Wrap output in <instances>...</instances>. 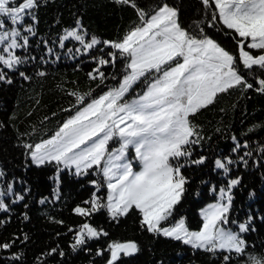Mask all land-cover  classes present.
I'll use <instances>...</instances> for the list:
<instances>
[{
    "label": "trees",
    "instance_id": "16d2710c",
    "mask_svg": "<svg viewBox=\"0 0 264 264\" xmlns=\"http://www.w3.org/2000/svg\"><path fill=\"white\" fill-rule=\"evenodd\" d=\"M136 3L149 13L167 3L178 10L182 27L195 35L199 33V22L207 36L238 57L234 30H227L220 23L209 27L212 10H206L201 0H136ZM33 11L35 21L26 17L23 24L31 25L35 35L21 27L22 35L28 36V44L13 50L22 63L14 69L0 64V70L12 81L10 84L0 81V171L5 173L0 177V186L5 192L9 184L13 189L2 197L8 210H0V245L8 243L11 247L0 248V264H108L111 256L108 246L114 241H133L139 248L132 256L121 255L116 264H245L246 256L226 251L213 255L149 233L141 225V213L135 209L115 220L106 208L91 215H79L74 209L91 210V203L85 202L92 200L94 192L101 203H106L101 175L89 170L88 174L77 176L64 169L57 180L54 163L37 166L30 161V150L25 145L48 138L82 107L76 103L77 96L70 93L84 95L87 103L117 86L125 73L126 61L118 56L114 64L99 65V59H111L107 54L117 51L103 41L119 42L140 23L136 10L116 0H39ZM4 19V29L16 27ZM77 21L82 34L86 33V42L95 36L101 43L85 50L84 45L69 38L61 47V37L66 30L75 28ZM3 47L0 45V49ZM250 51L258 56L262 50ZM97 68L104 73L103 81L94 71ZM89 73L96 78L92 79ZM240 74L254 85L252 89L237 87L218 94L213 104L190 116L199 133L193 139L199 142L190 147V157L181 158L185 165L181 174L187 180L185 193L174 216L162 226L183 217L190 230L199 229L202 223L199 208L219 199V189L227 187L229 180L240 178L241 183L232 190L234 198L228 218L238 223L249 216L253 218L250 230L242 234L248 245L246 253L264 256V152L258 150L264 148V94L255 90L257 77L264 78V71L255 66L252 70L241 66ZM237 142L241 147L233 151ZM246 152L252 155L245 156ZM201 157L205 158L203 164L192 163ZM240 157L247 160V166ZM216 159L234 161L227 174L215 167ZM93 180L101 185L99 190L91 183ZM19 195L23 200H16ZM85 223L98 231L103 229L107 235L86 237L84 244L74 248L77 233ZM230 225L238 229L236 224ZM224 255H230L231 259L225 262Z\"/></svg>",
    "mask_w": 264,
    "mask_h": 264
},
{
    "label": "snow or ice",
    "instance_id": "6c2138e0",
    "mask_svg": "<svg viewBox=\"0 0 264 264\" xmlns=\"http://www.w3.org/2000/svg\"><path fill=\"white\" fill-rule=\"evenodd\" d=\"M116 2L131 6L140 21L121 41H103L117 51L107 54L111 59H99V65L114 64L118 56L126 61L120 83L87 103H84V95L70 93L77 96L76 103L82 107L50 138L35 145H25L30 150L32 162L37 166L54 163L57 180L64 169L74 168L77 176L86 175L89 170L102 175L108 191L107 202L101 203L94 192L92 200L85 202L91 203V210L74 209L79 215H91L106 208L115 220L135 209L141 213V225L149 233L181 241L213 255L217 251H226L246 256L245 264H264V256L246 253L248 245L242 234L250 230L253 218L249 216L245 222L239 223L230 222L228 218L234 198L232 190L241 183L240 178L229 180L227 187L219 189V200L201 210L202 226L199 230H190L183 217L162 226L174 216L185 193L187 180L181 174L185 166L181 158L190 157V147L199 142L193 139L199 133L190 116L213 104L218 94L237 87L252 89L254 85L240 74L241 66L246 70L255 66L264 71V0H201L206 10H212L209 27L220 23L227 30H234L238 57L207 36L199 22V33L195 35L182 27L178 10L167 3L158 5L149 13L138 7L136 0ZM38 3L39 0H21L18 4L16 0H0V45H4L0 49V64L8 69L22 63L13 50L28 44V36L22 35L21 27L35 35L33 27H24L23 22L26 17L35 21L33 10ZM4 18L16 27L3 30ZM85 35L77 21V26L66 30V35L61 37V47L69 38L80 42L85 50L101 43L95 36L86 42ZM250 50L262 51L253 56ZM94 71L103 81L104 73L99 68ZM20 75L28 79L23 72ZM89 76L96 78L92 73ZM0 81L12 82L3 70H0ZM257 83L255 90L264 94V78L257 77ZM140 84L144 86L142 92L127 100L126 96L134 86ZM112 144L118 146L111 147ZM240 147L237 142L233 151ZM243 147H248L247 142ZM258 150L264 152V148ZM251 155L252 152L245 153V156ZM204 160L201 157L192 163L203 164ZM240 160L247 166L244 157ZM134 162L139 163V171H134ZM233 163L231 159H216L215 167L227 174ZM4 175L0 171V177ZM91 183L99 190L101 185L97 181ZM12 191L11 184L6 192L0 191V210H8L2 197ZM23 198L19 195L16 200ZM229 223L236 224L238 231L228 227ZM100 235L106 236L107 233L85 223L78 231L73 247L84 244L86 237L91 239ZM9 247L8 243L0 245L4 249ZM108 248L111 253L108 264H116L121 255L132 256L139 251L133 241H114ZM230 259V255L223 256L225 262Z\"/></svg>",
    "mask_w": 264,
    "mask_h": 264
},
{
    "label": "rangeland",
    "instance_id": "374dc122",
    "mask_svg": "<svg viewBox=\"0 0 264 264\" xmlns=\"http://www.w3.org/2000/svg\"><path fill=\"white\" fill-rule=\"evenodd\" d=\"M18 1V0H17ZM16 1V3L18 4L19 2H21V1H19V2H17ZM3 30H6V29H3ZM120 81H121V79H120ZM120 83V82H119ZM118 83V84H119ZM118 84H117V86H118ZM143 85L142 84H140V85H137V86H134V89L132 90V92L130 93V94H128L127 96H126V99L127 100H131L132 98H134L138 93H140V92H142V90H143ZM109 90V89H108ZM107 90V91H108ZM106 91V92H107ZM105 93V92H104ZM75 114V112L72 114V115H74ZM71 115V116H72ZM69 118V117H68ZM67 118V119H68ZM66 119V120H67ZM59 129V128H58ZM57 129V130H58ZM56 130V131H57ZM55 131V132H56ZM54 132V133H55ZM53 133V134H54ZM52 134V135H53ZM51 135V136H52ZM51 136H49L48 138H50ZM48 138H46V139H48ZM41 142V141H40ZM39 143V142H38ZM118 145H116V144H112L111 145V147H117ZM133 155H134V153H133ZM29 158H30V161L32 162V160H31V157H30V152H29ZM33 163V162H32ZM34 164V163H33ZM134 171H139L140 170V165H139V163L138 162H134ZM62 167V166H61ZM69 170H71V171H73L74 173H75V170H74V168L73 169H69ZM101 175V174H100ZM101 177H102V175H101ZM102 179H103V177H102ZM103 182H104V188H105V193H106V202H107V195H108V191H107V186H106V182L104 181V179H103ZM0 191H3V189H2V187L0 186ZM219 199H217V200H215V201H211V202H208V203H206V204H204L203 206H201L200 208H199V215H200V212H201V210L202 209H204V208H206L208 205H210V204H213V203H216L217 201H218ZM142 216V215H141ZM200 217H201V215H200ZM180 219V218H179ZM179 219H177V220H179ZM177 220H175V221H177ZM201 220H202V217H201ZM201 226H202V223H201ZM201 226H200V228H201ZM228 227H230L233 231H238V229L237 230H234L233 228H232V226L230 225V223H229V225H228ZM199 228V229H200ZM199 229H197V230H199Z\"/></svg>",
    "mask_w": 264,
    "mask_h": 264
}]
</instances>
